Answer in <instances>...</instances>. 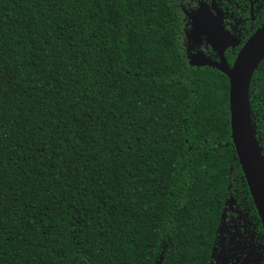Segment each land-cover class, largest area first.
<instances>
[{
    "label": "trees",
    "instance_id": "trees-1",
    "mask_svg": "<svg viewBox=\"0 0 264 264\" xmlns=\"http://www.w3.org/2000/svg\"><path fill=\"white\" fill-rule=\"evenodd\" d=\"M179 3L0 0V264H207L227 215L261 230ZM248 103L264 156V60Z\"/></svg>",
    "mask_w": 264,
    "mask_h": 264
},
{
    "label": "flooded vegetation",
    "instance_id": "flooded-vegetation-1",
    "mask_svg": "<svg viewBox=\"0 0 264 264\" xmlns=\"http://www.w3.org/2000/svg\"><path fill=\"white\" fill-rule=\"evenodd\" d=\"M229 1L231 0H180L179 7L185 14L183 30L193 48L192 60L198 53L214 61L219 60L217 52L207 44V36L200 34L196 29V18L199 17L197 20L203 24L207 23L208 26L220 23L231 37L239 40L237 46H227L224 51L225 59L228 53L237 55L243 42L255 32L253 28L256 23L257 25L264 23V0H243L240 7H247L243 14L231 12ZM233 5L236 8L239 6L237 1ZM233 207L234 199L229 209ZM260 225L261 230L258 223L251 221L248 215L234 213L227 215L212 246L207 264H264V230L261 221Z\"/></svg>",
    "mask_w": 264,
    "mask_h": 264
},
{
    "label": "water",
    "instance_id": "water-1",
    "mask_svg": "<svg viewBox=\"0 0 264 264\" xmlns=\"http://www.w3.org/2000/svg\"><path fill=\"white\" fill-rule=\"evenodd\" d=\"M195 19V27L207 36V44L217 52L218 61L198 53L193 57L195 66H211L224 73L229 80V111L231 139L246 180L253 204L264 230V156L255 137L248 103L252 76L264 60V28L255 31L241 46L232 65L224 56L227 46H237L239 40L231 37L219 24L208 26ZM196 20L198 22H196ZM207 22V21H205ZM232 40L234 45H232ZM233 198L229 200L230 207Z\"/></svg>",
    "mask_w": 264,
    "mask_h": 264
}]
</instances>
